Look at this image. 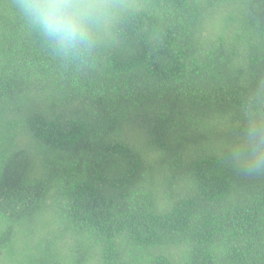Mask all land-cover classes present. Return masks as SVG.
<instances>
[{
    "label": "trees",
    "instance_id": "trees-1",
    "mask_svg": "<svg viewBox=\"0 0 264 264\" xmlns=\"http://www.w3.org/2000/svg\"><path fill=\"white\" fill-rule=\"evenodd\" d=\"M264 0H118L65 59L0 0V264H264Z\"/></svg>",
    "mask_w": 264,
    "mask_h": 264
},
{
    "label": "clouds",
    "instance_id": "clouds-1",
    "mask_svg": "<svg viewBox=\"0 0 264 264\" xmlns=\"http://www.w3.org/2000/svg\"><path fill=\"white\" fill-rule=\"evenodd\" d=\"M16 6L26 25L57 55L73 59L90 50L118 0H16ZM238 148L237 163L245 173H264V122L252 123Z\"/></svg>",
    "mask_w": 264,
    "mask_h": 264
}]
</instances>
